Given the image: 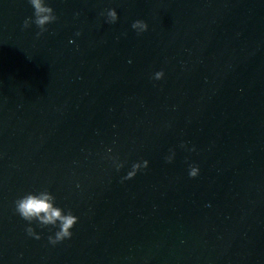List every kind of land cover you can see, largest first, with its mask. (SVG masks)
I'll use <instances>...</instances> for the list:
<instances>
[{"label": "water", "instance_id": "obj_1", "mask_svg": "<svg viewBox=\"0 0 264 264\" xmlns=\"http://www.w3.org/2000/svg\"><path fill=\"white\" fill-rule=\"evenodd\" d=\"M46 3L37 37L0 0V264H264V0ZM44 187L78 217L55 246L13 211Z\"/></svg>", "mask_w": 264, "mask_h": 264}, {"label": "clouds", "instance_id": "obj_2", "mask_svg": "<svg viewBox=\"0 0 264 264\" xmlns=\"http://www.w3.org/2000/svg\"><path fill=\"white\" fill-rule=\"evenodd\" d=\"M28 3L33 9V16L26 17L21 27L22 29H28L32 24H35L36 28L39 29L36 33L37 37H39L44 32L48 31L47 25L56 22L58 17L54 13L53 8L46 3V0H28ZM101 15L106 16V23L109 24L115 23L118 19L116 11L111 8L107 9L106 13L102 12ZM131 28L139 35L147 30V24L142 20H135L132 22ZM77 35H79V33H77ZM163 76L164 73L162 70L157 71L154 73L152 79L160 80ZM181 147H184V145L181 144ZM106 151L107 155L105 159L110 160L116 171L119 172L124 167L125 162L120 161L118 156L111 155V148ZM169 151L171 154L165 157L167 163H171L175 155L173 150L170 149ZM189 151H195V148L189 149ZM147 166V160L133 162L131 169L125 176L121 177V182L134 178L138 171L147 168ZM198 173V166L189 165L188 175L190 178H195ZM55 199V196L48 188L44 187L38 192H28L13 201L14 213L27 222L25 228L27 236L36 240L41 238L31 226L33 223L42 229H57L54 234L47 237L48 243L52 246L71 239L73 235L71 230L78 222V217L73 215L71 210L65 212L62 208L55 206Z\"/></svg>", "mask_w": 264, "mask_h": 264}]
</instances>
